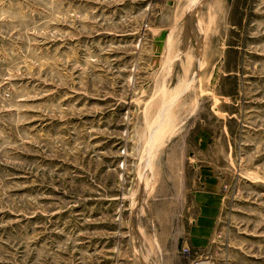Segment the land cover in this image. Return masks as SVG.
<instances>
[{"label": "rangeland", "instance_id": "374dc122", "mask_svg": "<svg viewBox=\"0 0 264 264\" xmlns=\"http://www.w3.org/2000/svg\"><path fill=\"white\" fill-rule=\"evenodd\" d=\"M196 217L264 264V0H0V264H167Z\"/></svg>", "mask_w": 264, "mask_h": 264}, {"label": "crops", "instance_id": "0c3cea01", "mask_svg": "<svg viewBox=\"0 0 264 264\" xmlns=\"http://www.w3.org/2000/svg\"><path fill=\"white\" fill-rule=\"evenodd\" d=\"M203 220L202 217H196L195 221L190 224L188 229V240L187 243L190 246L191 253L186 258L187 245L182 244V252L178 254L170 255L167 260V264H191L196 261H204V257L201 252L206 247L208 239V230L204 228L203 223L200 225V221Z\"/></svg>", "mask_w": 264, "mask_h": 264}, {"label": "built area", "instance_id": "2783aa9c", "mask_svg": "<svg viewBox=\"0 0 264 264\" xmlns=\"http://www.w3.org/2000/svg\"><path fill=\"white\" fill-rule=\"evenodd\" d=\"M191 264H206L205 262H202V261H196V262H193Z\"/></svg>", "mask_w": 264, "mask_h": 264}]
</instances>
